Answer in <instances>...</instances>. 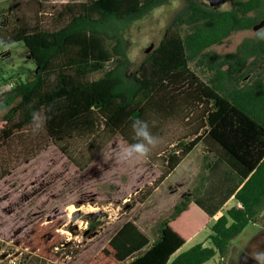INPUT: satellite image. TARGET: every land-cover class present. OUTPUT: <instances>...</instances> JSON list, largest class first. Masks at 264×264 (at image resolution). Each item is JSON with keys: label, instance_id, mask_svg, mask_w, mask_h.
Wrapping results in <instances>:
<instances>
[{"label": "trees", "instance_id": "obj_1", "mask_svg": "<svg viewBox=\"0 0 264 264\" xmlns=\"http://www.w3.org/2000/svg\"><path fill=\"white\" fill-rule=\"evenodd\" d=\"M168 1L66 2L53 11L56 28L20 30L7 37L8 42L24 43L35 70L24 80L0 79V85L12 82L0 93V146L6 155L10 146L21 145L22 138L33 144L31 158L48 141L62 140L61 149L76 163L67 145L87 138L93 152L84 164H77L84 168L114 135L120 134L129 144L136 142L131 122L138 117L149 122L156 137L170 121L190 124L188 133L170 142L159 175L126 202L128 211L145 202L198 144L204 148V170L218 159L234 172L233 186L221 203L233 195L239 205L216 218L207 237L210 245L195 243L171 257L209 221L199 196L185 195L160 221L155 240L150 242L127 221L88 264L126 259V264H203L215 254L224 257L230 241L264 209V73L257 70L264 66V0H232L227 9L184 0L160 42L127 74L130 61L119 27ZM254 27H258L255 34L233 50L220 56L210 52L211 46L222 44L234 32ZM192 61L212 72L207 81L194 75ZM34 114L42 123L43 145L30 136L37 121ZM210 154L214 157L207 160ZM10 170L0 166V179ZM61 224H37L31 243L44 255L47 249H53V257L60 255L54 247L62 242L57 231Z\"/></svg>", "mask_w": 264, "mask_h": 264}, {"label": "rangeland", "instance_id": "obj_2", "mask_svg": "<svg viewBox=\"0 0 264 264\" xmlns=\"http://www.w3.org/2000/svg\"><path fill=\"white\" fill-rule=\"evenodd\" d=\"M79 1L83 0H0V35L4 36L0 39V79L14 76L12 80L16 81L18 77L24 80L30 78L35 70L34 61L24 43L21 40L8 42V36L42 26L56 28L53 11L63 3ZM183 4L184 0H169L142 18L119 27L130 61L127 74L139 67L145 56L156 47ZM230 6L231 1L226 0L217 8L227 9ZM257 28L234 32L222 44L213 45L209 50L217 56L231 51L244 38L253 36ZM149 45H152L151 49L145 51ZM111 63H107L106 67H110ZM190 68L202 81H207L212 75L205 65L197 66L194 61L190 62ZM259 69L264 73V66ZM5 89L1 87L0 93ZM2 116L0 111V127ZM37 123L40 122H35L30 136L38 138L43 145L46 137L42 128L33 130ZM189 124L186 121H170L165 131L157 136L158 143L147 157L130 160L121 159L122 150L130 144L116 134L84 168H79L77 164H84L93 152L87 146V138L73 139L67 145L66 151L71 152L78 163H74L61 149L62 140L48 141V146L33 158L29 157L34 151L33 144L26 138H22L21 145L10 146L7 155L5 148L0 146V166L11 168L0 179V264H88L127 221L135 223L152 242L158 237L160 221L170 216L174 205L185 195H204L201 204L207 207L205 209L210 214L227 196L234 179L225 173L228 166L218 159L212 172L203 169L202 144L189 153L145 202L137 203L129 211L126 206L131 197L159 175L163 168L162 159L171 147L170 142L188 133ZM213 157L210 154L207 160ZM231 173L234 176V172ZM209 191L211 198L208 197ZM231 203L234 205L235 202ZM223 213L225 210H220L217 216ZM216 218V215L212 216L171 257L195 243L210 245L207 237ZM58 220L62 223L57 228L62 242L54 250H59L60 255L53 257V249H47L44 255L38 246L31 243L36 225L52 221L59 223ZM259 252H264V209L254 222L247 224L230 241L224 257L215 254L203 264H259L255 259ZM128 260L118 264H126Z\"/></svg>", "mask_w": 264, "mask_h": 264}, {"label": "clouds", "instance_id": "obj_3", "mask_svg": "<svg viewBox=\"0 0 264 264\" xmlns=\"http://www.w3.org/2000/svg\"><path fill=\"white\" fill-rule=\"evenodd\" d=\"M34 121L38 117L33 115ZM42 127V123L35 125L34 131ZM131 128L134 133L135 141L121 152V159L130 160L136 157H147L153 147L158 143V138L150 130L149 122L141 118H134L131 122ZM255 259L259 264H264V252L256 253Z\"/></svg>", "mask_w": 264, "mask_h": 264}, {"label": "crops", "instance_id": "obj_4", "mask_svg": "<svg viewBox=\"0 0 264 264\" xmlns=\"http://www.w3.org/2000/svg\"><path fill=\"white\" fill-rule=\"evenodd\" d=\"M115 136V135H114ZM113 136V137H114ZM112 139V138H111ZM197 146H199V144L197 145ZM196 146V147H197ZM195 147V148H196ZM189 155V154H188ZM187 155V156H188ZM186 156V157H187ZM186 157L179 163V165L186 159ZM179 165L177 166V167H179ZM215 165H216V162H215V160L214 161H212V165H211V169L210 170H207V171H210V172H212L213 171V169H214V167H215ZM176 167V168H177ZM175 168V169H176ZM225 168V167H224ZM175 172V170L169 175V177L173 174ZM225 173L229 176V177H231V178H233V176H232V173L226 168L225 169ZM168 177V178H169ZM159 187V186H158ZM208 188L209 187H207V189H205V193H206V191H208ZM155 192V191H154ZM191 196V195H190ZM204 196V195H203ZM203 196H200V197H198V200H201L202 198H203ZM208 197L209 198H211V193H210V191H209V193H208ZM194 201V200H193ZM195 202V201H194ZM231 202H235V203H233L234 205H236V206H238L239 205V203L234 199V197H233V195L232 196H229L228 198H227V200H225V202H223V203H221V204H219V205H217V208H214L212 211H213V214L212 215H209L208 213H207V210H205V208H204V211L208 214V217H209V220L211 219V217L212 216H214V215H216V217H218L217 215H218V212L220 211V210H225V209H227L228 207H226L227 206V204H232ZM220 203V202H219ZM234 205H230V206H234ZM229 206V207H230ZM200 207V206H199ZM216 207V206H215ZM201 208V207H200ZM202 209V208H201ZM203 210V209H202ZM209 222V221H208ZM198 233V232H197ZM196 233V234H197ZM196 234H194L191 238H193ZM191 238H189L184 244H186L188 241H190L191 240ZM203 243V245H207L206 243H204V242H202ZM183 244V245H184ZM182 245V246H183Z\"/></svg>", "mask_w": 264, "mask_h": 264}, {"label": "water", "instance_id": "obj_5", "mask_svg": "<svg viewBox=\"0 0 264 264\" xmlns=\"http://www.w3.org/2000/svg\"><path fill=\"white\" fill-rule=\"evenodd\" d=\"M204 2H206L208 5L212 6V7H217L218 5H220L221 3L225 2L226 0H203ZM232 1V0H230ZM152 45H149L145 51H149L151 49Z\"/></svg>", "mask_w": 264, "mask_h": 264}, {"label": "built area", "instance_id": "obj_6", "mask_svg": "<svg viewBox=\"0 0 264 264\" xmlns=\"http://www.w3.org/2000/svg\"><path fill=\"white\" fill-rule=\"evenodd\" d=\"M11 86H12V82H8V83H5L4 85L2 84V86L0 85V89L1 87H3V88H6L5 90H8Z\"/></svg>", "mask_w": 264, "mask_h": 264}]
</instances>
